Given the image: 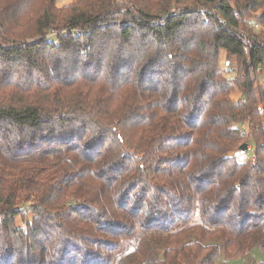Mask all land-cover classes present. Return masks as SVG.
Segmentation results:
<instances>
[{"label":"trees","instance_id":"trees-1","mask_svg":"<svg viewBox=\"0 0 264 264\" xmlns=\"http://www.w3.org/2000/svg\"><path fill=\"white\" fill-rule=\"evenodd\" d=\"M258 247L264 0H0V264Z\"/></svg>","mask_w":264,"mask_h":264},{"label":"rangeland","instance_id":"rangeland-1","mask_svg":"<svg viewBox=\"0 0 264 264\" xmlns=\"http://www.w3.org/2000/svg\"><path fill=\"white\" fill-rule=\"evenodd\" d=\"M73 2V0H59V6L64 7L67 5H70ZM244 21V20H243ZM244 24V22H243ZM242 29H244L243 26H241ZM248 29H244V31H246V34L249 36H252V34L249 33V31H247ZM252 30V29H250ZM255 33H259V32H255ZM220 64L222 67L223 72H225V76L228 78H235V74H233L232 72H228V67L226 64V52L222 51L221 52V57H220ZM241 97V95L238 94H233V99L238 100V98ZM238 157L240 158L241 161L245 162L249 159L253 158V154L251 152L249 153H238ZM249 261L251 262H255V263H264V251L261 248H255L253 250H251L248 254H244V255H238L235 254L233 255V257L230 258H226L225 255H221L219 260H218V264H248Z\"/></svg>","mask_w":264,"mask_h":264},{"label":"built area","instance_id":"built-area-1","mask_svg":"<svg viewBox=\"0 0 264 264\" xmlns=\"http://www.w3.org/2000/svg\"><path fill=\"white\" fill-rule=\"evenodd\" d=\"M252 28L254 29L255 32L261 31V26L259 24H257V23H254V25H252ZM244 42H245V44L247 46H251L252 45V43H251V41L249 39L244 40Z\"/></svg>","mask_w":264,"mask_h":264},{"label":"water","instance_id":"water-1","mask_svg":"<svg viewBox=\"0 0 264 264\" xmlns=\"http://www.w3.org/2000/svg\"><path fill=\"white\" fill-rule=\"evenodd\" d=\"M248 150H249V146H248V144H243V145L240 147V149H239V151H240L241 153H243V154L247 153Z\"/></svg>","mask_w":264,"mask_h":264}]
</instances>
